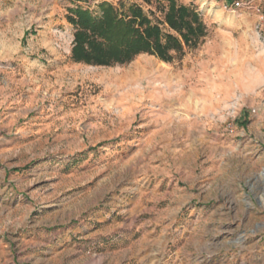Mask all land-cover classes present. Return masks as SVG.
I'll list each match as a JSON object with an SVG mask.
<instances>
[{
    "label": "rangeland",
    "instance_id": "rangeland-1",
    "mask_svg": "<svg viewBox=\"0 0 264 264\" xmlns=\"http://www.w3.org/2000/svg\"><path fill=\"white\" fill-rule=\"evenodd\" d=\"M104 1L183 47L73 61ZM176 1L0 0V264H264V0Z\"/></svg>",
    "mask_w": 264,
    "mask_h": 264
},
{
    "label": "trees",
    "instance_id": "trees-1",
    "mask_svg": "<svg viewBox=\"0 0 264 264\" xmlns=\"http://www.w3.org/2000/svg\"><path fill=\"white\" fill-rule=\"evenodd\" d=\"M165 22L178 32L185 43H196L206 35L204 21L198 11L176 0H168ZM100 13L78 7L68 17L75 26L71 58L89 65L114 66L131 62L142 53L156 54L168 60L169 50L183 47L181 40L164 33L138 7L130 15H122L116 6L104 1Z\"/></svg>",
    "mask_w": 264,
    "mask_h": 264
},
{
    "label": "crops",
    "instance_id": "crops-1",
    "mask_svg": "<svg viewBox=\"0 0 264 264\" xmlns=\"http://www.w3.org/2000/svg\"><path fill=\"white\" fill-rule=\"evenodd\" d=\"M219 1H223V7H224V9L235 11V8L236 7H234V3L237 0H232V2L230 0H219ZM235 46H236V48H239V45L238 44H236Z\"/></svg>",
    "mask_w": 264,
    "mask_h": 264
},
{
    "label": "built area",
    "instance_id": "built-area-1",
    "mask_svg": "<svg viewBox=\"0 0 264 264\" xmlns=\"http://www.w3.org/2000/svg\"><path fill=\"white\" fill-rule=\"evenodd\" d=\"M234 5H235V7H239V6H241V2L239 0H237V1H235Z\"/></svg>",
    "mask_w": 264,
    "mask_h": 264
}]
</instances>
